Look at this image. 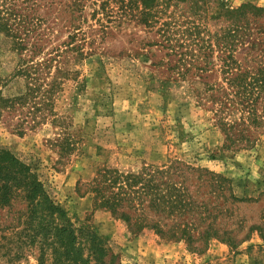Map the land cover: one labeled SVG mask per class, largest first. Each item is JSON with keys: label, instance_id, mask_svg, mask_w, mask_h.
<instances>
[{"label": "trees", "instance_id": "obj_1", "mask_svg": "<svg viewBox=\"0 0 264 264\" xmlns=\"http://www.w3.org/2000/svg\"><path fill=\"white\" fill-rule=\"evenodd\" d=\"M84 1L0 0V53L12 64L7 74L0 73V116L11 115L16 133L56 119L55 88L76 76L74 62L92 54L87 50L92 38L82 28ZM110 1H101L100 12L90 15L97 29L90 24L86 29L99 40L131 23L156 34L158 46L176 58L171 68L166 63V71L176 70L169 82L187 80L196 104L212 114L223 150L251 148L264 135V8L249 3L231 8L224 0H114L117 11L111 13ZM189 69L196 80L185 78ZM212 69L215 78L202 76ZM67 141L56 145L63 150ZM86 190L93 209L107 211L129 232L148 230L193 251L210 239L232 248L253 230L236 236L241 220L234 205L243 200L226 178L178 160L135 174L102 167ZM0 248L14 258L33 250L36 264H118L87 222L73 227L35 168L1 148Z\"/></svg>", "mask_w": 264, "mask_h": 264}, {"label": "rangeland", "instance_id": "obj_2", "mask_svg": "<svg viewBox=\"0 0 264 264\" xmlns=\"http://www.w3.org/2000/svg\"><path fill=\"white\" fill-rule=\"evenodd\" d=\"M101 1L108 2H83L82 28L92 38L87 48L92 54L74 62L76 76L55 88L56 119L51 122L49 117L34 130L18 134L11 115L4 112L0 148L35 168L73 227L87 222L118 264H264V135L251 148L223 150L212 114L196 104L187 80L169 82L176 70L166 71V63L171 68L176 58L158 46L156 34L133 23L123 32L110 25L113 30L99 40L86 29L87 24L97 29L90 15L100 12ZM113 1L108 4L111 13L117 11ZM224 1L231 8L244 3L264 8V0ZM57 9L54 5L52 14ZM11 66L9 56L0 53V73L7 74ZM187 71L186 79H197L194 70ZM212 71L202 76L211 80L217 75ZM63 138L68 141L62 150L56 144ZM171 160L229 181L233 195L243 200L234 205L236 219L241 220L235 234L241 237L249 227L253 229L245 241L230 248L210 239L203 250L193 251L184 242H165L148 230L131 233L107 211L92 208V194L86 189L98 169L135 174ZM35 255L28 250L14 258L0 248V264H36Z\"/></svg>", "mask_w": 264, "mask_h": 264}, {"label": "crops", "instance_id": "obj_3", "mask_svg": "<svg viewBox=\"0 0 264 264\" xmlns=\"http://www.w3.org/2000/svg\"><path fill=\"white\" fill-rule=\"evenodd\" d=\"M230 1H232V2H233V4H235V1H237V0H230Z\"/></svg>", "mask_w": 264, "mask_h": 264}]
</instances>
